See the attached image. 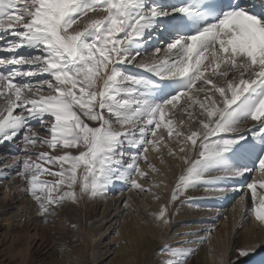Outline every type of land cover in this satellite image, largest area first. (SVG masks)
Instances as JSON below:
<instances>
[{"label": "snow or ice", "instance_id": "obj_1", "mask_svg": "<svg viewBox=\"0 0 264 264\" xmlns=\"http://www.w3.org/2000/svg\"><path fill=\"white\" fill-rule=\"evenodd\" d=\"M165 33L175 35L163 58L155 49L152 56L137 59L140 46ZM0 42V51L8 54L0 57V65L14 66L0 72V143L21 138L25 149L23 158L17 156L5 169H15L23 181L17 190L31 196L46 221L59 215L57 209L106 193L114 180L140 189L137 180L145 172L138 160L157 143L147 136L155 137L162 126L173 135L172 121L164 117L182 99L180 111L190 118L179 121L187 124V133L175 132L187 172L183 188L239 180L258 171L261 179L247 184L251 207L242 195L239 211L242 220L250 214L264 226V191L257 190H264V10L253 11L241 0H0ZM128 65L158 79L128 74ZM43 74L49 79L24 82ZM164 80L176 91L157 99ZM125 125L138 128L140 139ZM38 144L78 154H37ZM138 144L143 151L124 161L126 147ZM249 159L251 168L237 162ZM42 174L52 179H41ZM6 175L0 171V179ZM181 195L186 192L174 191L172 199ZM164 216L161 209L158 219ZM258 246L236 249L237 258ZM217 261L239 264L223 252Z\"/></svg>", "mask_w": 264, "mask_h": 264}, {"label": "bare ground", "instance_id": "obj_2", "mask_svg": "<svg viewBox=\"0 0 264 264\" xmlns=\"http://www.w3.org/2000/svg\"><path fill=\"white\" fill-rule=\"evenodd\" d=\"M165 38L166 36L160 35L154 37L151 42H145L139 48L141 56L137 57V59L139 60L144 56H152L153 54H150L148 51H150L153 45L157 44L159 39L164 40ZM0 44L2 43L0 42ZM163 56L164 54L160 58H163ZM128 66L132 67L133 70H143L133 65ZM11 67L14 66H4V72L9 71ZM17 67H22L23 70L29 69V66ZM220 67L223 69L224 65ZM143 71L146 72L145 70ZM130 74L138 75L137 73ZM205 75H210V72L205 73ZM191 94L189 93V95ZM200 99H203L202 94ZM196 111H199L198 107ZM82 119H85L87 123H92L91 126L94 125L93 122L87 121L86 118L82 117ZM188 121H190V118H187L186 122ZM32 124L33 127L39 128V121H33ZM127 127H130L131 130L128 129L132 137L139 140L138 128L133 129L129 125L124 126V128ZM151 127L149 126V128ZM173 129L172 136L168 135L167 129L163 126L156 129L157 135L155 137L149 133V138L157 141L156 147L153 148L152 145H148L149 150L140 156L138 163L145 172V176L148 174L149 177H153L154 175L156 177L147 184L144 183L145 176L138 178L137 182L142 186L140 190L146 189L150 196L143 197L142 201H138L136 197H132V200L129 201L128 208L134 207L131 204H135L134 212L129 217L127 216V219L125 218L126 221L124 220L125 222L117 236L118 248L115 251L116 256L108 264H181V262L183 264H218L217 258L221 252L230 260L238 259L239 264H264V226L255 221L254 217L250 214L246 220H242L239 211L240 200L237 199L238 195L242 193L245 197L246 207H251V194L247 189V180L250 178V175L246 174L244 178L239 180L228 179L219 181L214 185H205L201 182L194 188L184 189L181 181L182 177L187 175V172L186 166L182 163L179 154L181 140L172 144H169V141L175 139L176 131L187 133L188 128L187 124H185L181 127H173ZM40 131L43 132L44 130L40 129ZM161 134L164 137L163 140L159 139ZM19 144H23L21 138H17L15 142L4 141L0 143V171L7 172L6 178L0 179V245L7 244L11 246L18 241H26L25 248L19 252L22 256L19 261L20 264H49V262H45L44 260L48 256L45 255L44 257L42 253V249L45 247L44 242L52 237L56 228H62L63 230H61L64 231L63 236L66 238L63 246L65 250L63 251V255L70 256L72 252H70L68 247L69 234L65 232L67 226L58 225V223H62L58 222L57 216H49L46 221L44 217L39 215L38 205L32 200L31 196L26 195L22 190H17L23 187V181L15 175V169L11 167L5 169V165H13L17 156L23 158L25 149L24 146L18 149ZM34 151L37 154L40 151H47L50 155H61L64 152H69L72 155L78 154L75 149L60 150L58 146L57 150H52L46 145L40 144L37 145ZM142 151L143 145L128 146L126 147L124 159L130 162L132 153H140ZM188 155L191 159L195 158L194 153L189 152ZM237 162L247 164L250 168L253 165L251 159L237 160ZM150 164L152 167H149ZM44 167L50 166L44 165ZM52 167L54 171L57 170L55 166ZM118 171L127 175L128 170L124 166H119ZM256 173L257 175L260 174L258 171ZM41 179L50 180L52 177L42 174ZM254 179L259 180L261 177ZM120 183L122 182L114 180L109 187ZM217 188H226L228 190L219 193L214 190ZM236 189L242 190L238 191ZM257 190L264 191L259 189V187ZM174 191H184L186 195L178 196L176 200H173ZM130 192H122L121 194L126 196ZM189 197L191 198L189 199ZM102 200H106L105 193L95 198L85 197L80 205L75 206L80 212L79 227L82 234V245L79 246V251L81 255L74 253L75 261H70V258L65 256L67 262L80 264L78 263V258L81 257L80 262L82 264H93L107 253L106 247L101 248L100 239L96 238L95 230H87V228L82 231L81 228L82 226L86 228V224L83 225L84 220L85 223L88 222V215L92 217L95 214V207ZM232 201L238 203V208L228 215L225 209ZM118 202V199H111L105 201V205L103 203L104 210L99 220L100 225L109 217H112V219L116 217ZM69 206L71 205L69 204L64 208L67 210ZM80 206L85 207L84 213L81 212L82 208ZM113 208H115L114 212H112ZM161 209L164 210L165 216L158 219ZM61 214L62 216L59 215L62 218L67 217L65 216L67 212ZM223 216L225 217L224 222L221 220ZM165 218L169 221L167 225L163 223V219ZM252 244L259 246L248 256L237 258L236 249ZM178 249L181 253L186 249H191V251L187 255L173 256L172 253ZM46 251L49 252V250ZM52 251L49 253L56 252Z\"/></svg>", "mask_w": 264, "mask_h": 264}, {"label": "rangeland", "instance_id": "obj_3", "mask_svg": "<svg viewBox=\"0 0 264 264\" xmlns=\"http://www.w3.org/2000/svg\"><path fill=\"white\" fill-rule=\"evenodd\" d=\"M157 44L153 45L152 48L150 49V51H148L150 54H154L155 49H160V52L158 54H161L164 52V49L166 48V44H162V45H157ZM126 72L128 74H130V72L134 73L135 71H133V72L132 71H126ZM137 74H139V73H137ZM44 76L45 77H43V75H41V76H37V77L32 78V79H24V82L35 84L37 81L49 79V77H46L47 74H44ZM44 91H47L46 85L44 86ZM193 92H195V87H194ZM182 103H183V100L181 99L179 101V103L177 104L176 109H172L171 111H166V113H165V117H164L165 121L171 120L172 126L174 128H176L177 126L178 127L182 126L179 123V121L181 119H184L185 121H187V118L189 119L186 112L180 111V104H182ZM16 111H18V110H16ZM14 114H15V112H14ZM89 124L91 126L92 123H89ZM93 126H98V125H93ZM128 128L130 129V127H127V129ZM147 138H149V134H148ZM171 140L169 141L170 142L169 144H172L173 142L180 141L181 138L177 137L175 135V139H173L172 141ZM22 146H24V145L19 144L18 149H21ZM125 152H126V149H125ZM62 154L63 153H61V155ZM128 154H129V152H128ZM18 155H19V153H18ZM159 155H161V154H159ZM124 158H125V155H124ZM124 161H126V159H124ZM154 177H156V175H154L153 177H149L147 174L144 177V183L147 184V183L151 182ZM256 177H260V174L257 175L256 171H253L250 175V178H248V180H247V184L249 182H251L253 180V178H256ZM119 182H122V183L113 184L111 187L108 188V191L105 193L106 194V200H102L103 202L100 201L101 203L98 206H96V207L94 206L95 207V210H94L95 214L94 215L91 214L92 217L90 215H88V217H91V218L87 217L88 222L85 223V220H84L83 225L86 224V228H84V226L81 227L82 231H84V229H87V228H88L87 230H93V231L95 230L94 232L96 234V238L100 239V243H101L100 246H102L101 248L106 247V250H107V253L104 255V257H102L99 261H97L93 264H108L113 258H115V256H116L115 251H117V248H118V243H117V236L119 234L118 232H120L123 223L129 217V215H131L134 212L135 204H131L134 207L128 208V206H127L129 201L132 200V197H136L138 199V201H142L143 197H147V196L149 197L150 196L148 191H146V189L145 190L144 189H142V190L137 189L136 190V189L131 188L130 183H128V182H125V181H119ZM175 184H176V182H175ZM176 185H178V184H176ZM120 191H122L124 193H126L128 191L129 192L131 191V192H130V194L123 196L121 194L122 192L120 193ZM242 195L243 194L240 193L238 195L237 199L240 200V197ZM111 199L112 200H117V199L119 200L118 208L116 210V213H117L116 217L113 219H112V217H109L102 225H100L99 220L101 219V216L103 214V210H104L103 207L105 205V201H109ZM154 200L156 201V199H154ZM103 203H104V205H103ZM237 205H238V203H236V201H232L231 203H229L225 209L227 212L226 214L230 215L233 212V210L235 211V209L238 208ZM80 207L82 208L81 212L84 213L85 207H82V206H80ZM114 209L115 208H113L112 212H114ZM57 211L59 212V214L61 216H62L61 213L67 212V215H65L67 217L62 218L60 215H58L57 220H59L58 222L62 223V224L58 223L59 226H62V225H64V227L67 226L65 232L67 234H69L68 235V243H69L68 247H69L70 252H72V254L70 256L63 255V251H65L63 246H64V242L66 241V238L63 236V233H64V231H62L63 229L62 228H61L62 230L59 229L60 227L56 228L55 233L52 235V237H50L48 240H46L44 242L45 247H43L42 253L44 254V257H45V255L48 256V257H45L44 260H45V262H49V264H71V263H69V261L67 262L65 260L66 259L65 256L69 257L70 261H75L74 253L81 255V253L79 251V246L82 245V234H81L80 227H79V225H80V220H79L80 212H79V209H77L75 206H72V205L69 206L67 208V210L65 208H63L62 211L60 209H57ZM110 219H112V220H110ZM224 219H225V217L223 216L221 218L222 222H224ZM67 221L68 222L70 221V223L68 224ZM73 224L76 225L75 228L72 227ZM108 227H110V229L107 230ZM17 243L12 244L11 246L7 245V244H5L3 246L0 245V264H20L19 261L21 260L22 256H21V254H19V252L25 248L26 241H18ZM46 250H49V252L52 250L56 251V252L52 251L53 253H49ZM80 260H81V257L78 258V261H79L78 263L82 264L80 262Z\"/></svg>", "mask_w": 264, "mask_h": 264}]
</instances>
